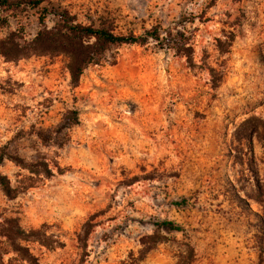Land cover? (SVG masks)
<instances>
[{
  "label": "rangeland",
  "instance_id": "obj_1",
  "mask_svg": "<svg viewBox=\"0 0 264 264\" xmlns=\"http://www.w3.org/2000/svg\"><path fill=\"white\" fill-rule=\"evenodd\" d=\"M8 1L0 46L23 57L0 51V172L17 189L0 187V264H264V0H50L163 37L108 45L77 83L68 56L27 51L41 8Z\"/></svg>",
  "mask_w": 264,
  "mask_h": 264
},
{
  "label": "trees",
  "instance_id": "obj_2",
  "mask_svg": "<svg viewBox=\"0 0 264 264\" xmlns=\"http://www.w3.org/2000/svg\"><path fill=\"white\" fill-rule=\"evenodd\" d=\"M50 0H30L29 2H22L21 5H27L31 9L41 8L42 12L39 15V24L41 30L38 32L36 38L31 42L30 48L27 51H31L34 54L44 55H59L64 54L70 58L68 68L70 70L73 83H77L81 77L86 65L98 64L103 53H105L108 45H123V44H145L149 39L156 41L163 39L159 31H148L143 35H135L133 33L127 35H117L114 30L107 28H100L94 25L83 26L76 22L68 10L62 9L59 6H54ZM47 2L46 6H43ZM0 8L12 9L13 6L9 4L8 0H0ZM48 15H53L58 24L55 28L48 30L45 26V19ZM171 33H168L170 36ZM177 37H180L177 32ZM93 39V43H89V40ZM184 41L178 42L180 50ZM180 45V46H179ZM15 48L12 51H4L2 45L0 46L1 54L9 61L14 60L20 56L23 57L22 52L18 50V45H14ZM181 47V48H180ZM188 62L192 64L193 55L189 54ZM213 80V87L218 88L222 80V72L217 71L213 67H208ZM71 123L70 125H74ZM1 163V159H0ZM0 187L2 191L10 198L15 197L17 189L13 188L10 180L0 172ZM168 228L172 229L174 225L171 222H165ZM21 237L18 230L17 232H8L6 236Z\"/></svg>",
  "mask_w": 264,
  "mask_h": 264
}]
</instances>
